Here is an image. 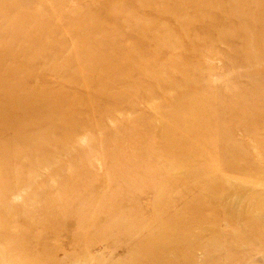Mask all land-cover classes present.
<instances>
[{
  "label": "rangeland",
  "instance_id": "1",
  "mask_svg": "<svg viewBox=\"0 0 264 264\" xmlns=\"http://www.w3.org/2000/svg\"><path fill=\"white\" fill-rule=\"evenodd\" d=\"M0 264H264V0H0Z\"/></svg>",
  "mask_w": 264,
  "mask_h": 264
}]
</instances>
